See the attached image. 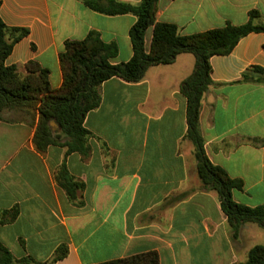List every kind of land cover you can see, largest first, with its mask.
I'll return each instance as SVG.
<instances>
[{"label":"crops","instance_id":"1","mask_svg":"<svg viewBox=\"0 0 264 264\" xmlns=\"http://www.w3.org/2000/svg\"><path fill=\"white\" fill-rule=\"evenodd\" d=\"M251 12L253 25H264V0H158L155 22L189 36L244 25ZM0 19L28 31L5 65L26 76V65L36 62L53 90L63 83L59 55L67 41L93 31L117 46L112 65L133 55L136 17L102 15L80 0H0ZM152 31L145 34L146 53ZM194 66V56L182 53L170 65L150 67L137 83L104 82L99 106L83 123L90 133L86 157L61 145L37 150V110L2 112L0 244L15 260L50 264L61 253L52 264H100L153 252L159 264H244L253 247L264 246V228L254 223L232 237L217 193L204 190L197 175L179 90ZM209 66L211 85L199 110L206 157L243 182L232 191L235 203L264 206V77L253 71L264 69V33L246 35ZM68 181L80 186L72 199L63 186Z\"/></svg>","mask_w":264,"mask_h":264},{"label":"trees","instance_id":"2","mask_svg":"<svg viewBox=\"0 0 264 264\" xmlns=\"http://www.w3.org/2000/svg\"><path fill=\"white\" fill-rule=\"evenodd\" d=\"M80 1L88 9L102 15L131 14L136 17L129 31L132 58L126 63L112 65L111 60L117 56V46L102 42L97 32H89L82 41L65 42L59 55L63 83L59 89L53 90L47 70L36 62L26 65V76H21L15 66L5 65L13 45L27 36L28 31L9 29L0 19V120L5 110H37L39 122L33 138L37 150L42 151L49 145H61L66 148L67 154L78 153L86 157L90 151V133L83 123L87 113L99 106V88L104 82L119 78L127 83H137L150 67L170 65L179 54H192L195 58L194 70L181 82L179 90L186 99L187 139L195 148L197 175L204 190L217 193L234 239L244 223H254L264 228V206L251 208L233 201L232 191L242 190L243 182L231 179L224 170L210 163L199 132L201 99L211 85L209 59L215 55L229 54L238 41L250 33H264V25L255 26L252 23L257 13H249L250 20L241 26L227 24L221 29L181 36L176 26L155 22L158 0H141L137 5L115 0ZM151 27V46L146 53L144 39ZM8 33L17 36L9 42L6 38ZM253 71L264 77V69L253 68ZM261 82H264V78ZM63 186L71 199L75 197L74 190L80 187L70 181ZM59 254L50 264L61 258ZM14 262L9 251L0 244V264ZM18 263H26V260H19ZM100 264H159V261L157 254L150 252ZM244 264H264V246L253 247Z\"/></svg>","mask_w":264,"mask_h":264},{"label":"rangeland","instance_id":"3","mask_svg":"<svg viewBox=\"0 0 264 264\" xmlns=\"http://www.w3.org/2000/svg\"><path fill=\"white\" fill-rule=\"evenodd\" d=\"M3 114V113H2ZM15 260V259H14ZM14 264H24V263H18V260H15Z\"/></svg>","mask_w":264,"mask_h":264}]
</instances>
